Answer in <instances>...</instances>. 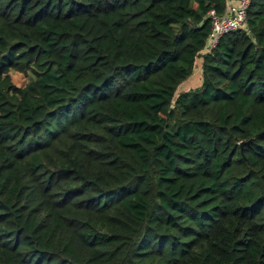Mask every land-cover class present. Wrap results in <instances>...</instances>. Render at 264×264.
Returning a JSON list of instances; mask_svg holds the SVG:
<instances>
[{
	"label": "trees",
	"instance_id": "16d2710c",
	"mask_svg": "<svg viewBox=\"0 0 264 264\" xmlns=\"http://www.w3.org/2000/svg\"><path fill=\"white\" fill-rule=\"evenodd\" d=\"M226 2L0 0V264H264V0L210 46Z\"/></svg>",
	"mask_w": 264,
	"mask_h": 264
},
{
	"label": "built area",
	"instance_id": "2783aa9c",
	"mask_svg": "<svg viewBox=\"0 0 264 264\" xmlns=\"http://www.w3.org/2000/svg\"><path fill=\"white\" fill-rule=\"evenodd\" d=\"M251 0H227L224 12L215 8L209 11L212 19L210 46H214L225 33L237 30L246 25Z\"/></svg>",
	"mask_w": 264,
	"mask_h": 264
},
{
	"label": "rangeland",
	"instance_id": "374dc122",
	"mask_svg": "<svg viewBox=\"0 0 264 264\" xmlns=\"http://www.w3.org/2000/svg\"><path fill=\"white\" fill-rule=\"evenodd\" d=\"M202 58H199L197 64L193 70L191 76L181 85V89H187L189 87H197L202 81ZM12 76V81L18 86H24L29 83L30 76L25 74L23 71L18 70L17 68H12L10 70ZM187 87V88H186Z\"/></svg>",
	"mask_w": 264,
	"mask_h": 264
},
{
	"label": "crops",
	"instance_id": "0c3cea01",
	"mask_svg": "<svg viewBox=\"0 0 264 264\" xmlns=\"http://www.w3.org/2000/svg\"><path fill=\"white\" fill-rule=\"evenodd\" d=\"M202 61H203V59H202ZM201 65H202V63H201ZM200 84H201V82H200ZM200 84H199V85H200ZM199 85H198V86H199ZM181 88H182V86L180 87V90L182 91L183 89H181ZM186 88H187V87H186ZM189 88H191V87H189ZM189 88H187V89H189ZM187 89H184V90H187Z\"/></svg>",
	"mask_w": 264,
	"mask_h": 264
}]
</instances>
